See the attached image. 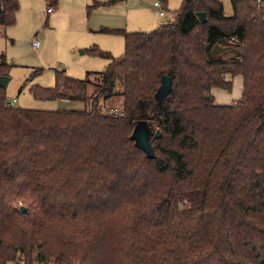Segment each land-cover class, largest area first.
I'll use <instances>...</instances> for the list:
<instances>
[{"label": "trees", "instance_id": "1", "mask_svg": "<svg viewBox=\"0 0 264 264\" xmlns=\"http://www.w3.org/2000/svg\"><path fill=\"white\" fill-rule=\"evenodd\" d=\"M231 5L227 17L219 0H184L151 33L102 28L124 38L122 57L94 46L85 53L105 71L30 89L83 112L9 107L0 88V264H29L35 250L58 264H264V4ZM19 9L0 0V29ZM216 45L234 57L212 56ZM10 70L0 60V77ZM239 76L242 99L217 105L212 91ZM115 98L122 116L100 109ZM139 122L160 132L154 158L131 139Z\"/></svg>", "mask_w": 264, "mask_h": 264}, {"label": "rangeland", "instance_id": "2", "mask_svg": "<svg viewBox=\"0 0 264 264\" xmlns=\"http://www.w3.org/2000/svg\"><path fill=\"white\" fill-rule=\"evenodd\" d=\"M47 1L18 0L20 9L15 23L0 29V60L4 59L11 67L7 99L8 102L16 101V108L76 112L88 110L81 102L35 99L30 89L34 86L55 87L57 72H66L69 77L84 80L89 72L105 71L110 63L107 59L81 54L96 46L114 58L124 55V38L101 34L99 31L102 28L122 29L128 33H151L166 23L175 22L176 12L184 2L168 0L165 4L161 0H121L109 4L114 0H97L101 5L89 15L88 7L93 6V0H60L58 7L47 4ZM219 1L224 6L225 15L232 16L231 0ZM155 2H160L163 7L155 8ZM49 8L52 14L47 13ZM159 10L166 14L162 19L159 18ZM34 43H39L38 49L33 48ZM233 57V54L226 52L216 56L224 60ZM239 78L233 80L235 84L230 92L215 89L228 97L223 101L222 96L217 95L219 105L231 104L242 96ZM121 106L120 98L108 103L100 102V109L104 112L111 109L121 112Z\"/></svg>", "mask_w": 264, "mask_h": 264}, {"label": "water", "instance_id": "3", "mask_svg": "<svg viewBox=\"0 0 264 264\" xmlns=\"http://www.w3.org/2000/svg\"><path fill=\"white\" fill-rule=\"evenodd\" d=\"M196 16L202 25L206 24L207 18L205 13H198ZM225 52V48H222L220 45H216L212 50V56L222 55ZM9 82V77H0V88L7 89ZM171 91L172 78L169 76H164L155 95V100L159 103L164 102V100L170 95ZM160 136V132L155 130L152 122H139L136 125L131 139L135 142L136 146L146 154L148 158H154L155 156L152 140L160 138ZM20 211L22 213H26L27 209L25 207H20Z\"/></svg>", "mask_w": 264, "mask_h": 264}, {"label": "built area", "instance_id": "4", "mask_svg": "<svg viewBox=\"0 0 264 264\" xmlns=\"http://www.w3.org/2000/svg\"><path fill=\"white\" fill-rule=\"evenodd\" d=\"M257 3H258L260 6H262V5L264 4L263 0H257ZM154 5H155V7L162 8V4H161L160 2H155ZM51 12H52V9L49 8V9L47 10V13H51ZM164 15H165L164 11H161V12H160V16L163 17ZM33 48L38 49V48H39V43H34V44H33ZM15 103H16V101L8 102L7 105H8L9 107H14V106H15ZM110 112H111L112 114H114V115H120V116L123 115V114H122L120 111H118L117 109H111ZM38 254H39V251H36L35 254H34V257H33L32 261H31V263H29V264H58V263H56L54 260H52V261H50V262L43 261V260H41V259L39 258Z\"/></svg>", "mask_w": 264, "mask_h": 264}, {"label": "crops", "instance_id": "5", "mask_svg": "<svg viewBox=\"0 0 264 264\" xmlns=\"http://www.w3.org/2000/svg\"><path fill=\"white\" fill-rule=\"evenodd\" d=\"M154 7H155V5H154ZM163 7V6H162ZM155 8H157V9H160V8H158V7H155ZM160 12H161V10H159V18H164L165 16H166V14L163 16V17H161L160 16ZM53 13V11L51 12V13H48V14H52ZM165 13V12H164ZM81 54H85V50L84 51H82V53ZM240 78L239 79H241V81H240V84L242 85V89H243V78L241 77V76H239ZM234 84H235V82H233V88H234ZM233 90V89H232ZM242 92H243V90H242ZM215 95L216 97H214V99H215V103L217 104V105H219L218 104V102H219V100H218V96L217 95H219V96H222V100L223 101H226V99L228 98L224 93H222V91H219V90H214L213 92H212V95ZM213 95V96H214ZM242 96H243V94H242ZM242 96H240V97H238V99L237 100H234L231 104H226V105H234V104H236V103H238L241 99H242ZM228 103V102H227Z\"/></svg>", "mask_w": 264, "mask_h": 264}]
</instances>
